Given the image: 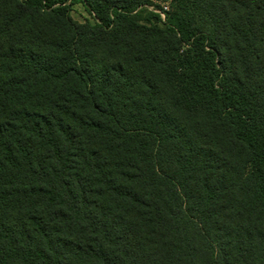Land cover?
Masks as SVG:
<instances>
[{
	"label": "trees",
	"instance_id": "obj_1",
	"mask_svg": "<svg viewBox=\"0 0 264 264\" xmlns=\"http://www.w3.org/2000/svg\"><path fill=\"white\" fill-rule=\"evenodd\" d=\"M0 264H264V0H0Z\"/></svg>",
	"mask_w": 264,
	"mask_h": 264
},
{
	"label": "rangeland",
	"instance_id": "obj_2",
	"mask_svg": "<svg viewBox=\"0 0 264 264\" xmlns=\"http://www.w3.org/2000/svg\"><path fill=\"white\" fill-rule=\"evenodd\" d=\"M154 2H156V4H159V6L162 7L163 9L164 7L169 9L172 0H154ZM69 15L74 21L79 23H83L86 20L93 22V18L86 12V10L84 9L81 3H76L72 5L70 7ZM161 17L162 18L164 17L163 13H161Z\"/></svg>",
	"mask_w": 264,
	"mask_h": 264
},
{
	"label": "built area",
	"instance_id": "obj_3",
	"mask_svg": "<svg viewBox=\"0 0 264 264\" xmlns=\"http://www.w3.org/2000/svg\"><path fill=\"white\" fill-rule=\"evenodd\" d=\"M164 9H167L166 7H164Z\"/></svg>",
	"mask_w": 264,
	"mask_h": 264
}]
</instances>
